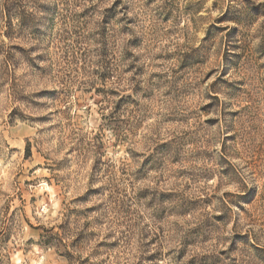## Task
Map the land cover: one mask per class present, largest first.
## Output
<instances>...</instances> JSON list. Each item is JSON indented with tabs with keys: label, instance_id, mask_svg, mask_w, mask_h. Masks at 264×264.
Listing matches in <instances>:
<instances>
[{
	"label": "rangeland",
	"instance_id": "rangeland-1",
	"mask_svg": "<svg viewBox=\"0 0 264 264\" xmlns=\"http://www.w3.org/2000/svg\"><path fill=\"white\" fill-rule=\"evenodd\" d=\"M250 2L238 27L227 0H0V264H264Z\"/></svg>",
	"mask_w": 264,
	"mask_h": 264
},
{
	"label": "trees",
	"instance_id": "trees-1",
	"mask_svg": "<svg viewBox=\"0 0 264 264\" xmlns=\"http://www.w3.org/2000/svg\"><path fill=\"white\" fill-rule=\"evenodd\" d=\"M37 1V0H35ZM65 1L67 4H73L76 7L81 9V3L83 2V4L85 2H92V0H63ZM120 0H118L119 2ZM248 6V8H246ZM253 4L250 2V0H241V2H239V0H227V8L225 13L222 15L221 19L222 20H229L234 22L238 27L240 25H244V27L248 26V24L250 25V18L252 17V14H250V11L252 13V11H254V9L252 8ZM79 11V10H78ZM24 12H21V14H23ZM249 20V22H248ZM77 25H80L79 22H77ZM231 30V29H230ZM229 32V31H228ZM238 33V30L236 31V34ZM105 47V45H104ZM108 54L107 51L103 48V50H101L100 52H98V54L94 55V60H92L91 62V67L94 69L92 70L91 75H93V77L95 79H97L99 82H102L103 85H107V84H111V83H107L109 81H111V79L113 78L112 74H113V70L110 68V65L107 63V57L104 56ZM225 55H229L227 49L225 52ZM87 56H80V61H83L84 63H87L88 60L86 58ZM8 59V61H7ZM14 56L12 55H8L7 54V58H4V60H6L5 63H3V68L1 69V73L7 77L8 76V72H10V69L14 68V65H12V61L14 60ZM28 63H31V60L28 61ZM113 103V102H112ZM121 102L120 100H118L113 108V112L110 113V119L112 121H114L115 116L117 114L118 111H120L121 109ZM224 156V155H223ZM137 228H135L136 230ZM137 233V232H136ZM136 233L133 232H129L128 234H130L131 236H136ZM163 257L164 255H159L158 257ZM157 257L153 258V260H155ZM153 262L152 260H148ZM161 262L163 261V258L160 260ZM165 261V259H164ZM146 263L145 259H134L132 264H143Z\"/></svg>",
	"mask_w": 264,
	"mask_h": 264
}]
</instances>
